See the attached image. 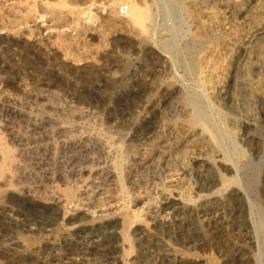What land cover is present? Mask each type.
Returning <instances> with one entry per match:
<instances>
[{
  "label": "rangeland",
  "instance_id": "1",
  "mask_svg": "<svg viewBox=\"0 0 264 264\" xmlns=\"http://www.w3.org/2000/svg\"><path fill=\"white\" fill-rule=\"evenodd\" d=\"M231 1L0 0V264H264V0Z\"/></svg>",
  "mask_w": 264,
  "mask_h": 264
},
{
  "label": "bare ground",
  "instance_id": "2",
  "mask_svg": "<svg viewBox=\"0 0 264 264\" xmlns=\"http://www.w3.org/2000/svg\"><path fill=\"white\" fill-rule=\"evenodd\" d=\"M131 2V1H130ZM198 2V1H197ZM3 3V2H2ZM31 3V2H30ZM40 3H41V1H40ZM43 3V2H42ZM128 3V2H127ZM132 3V2H131ZM217 3V2H216ZM231 3H232V7H233V9L235 8L237 11H241L242 9H241V6L245 3V1L244 0H233V2L231 1ZM256 3V2H255ZM18 4V3H17ZM213 4V3H212ZM24 5V4H23ZM254 5V4H253ZM12 6V5H11ZM14 6V5H13ZM46 7V6H45ZM201 7V6H200ZM263 7V6H262ZM42 8V7H41ZM47 8V7H46ZM9 9V8H8ZM7 9V10H8ZM24 9V8H23ZM30 9V8H29ZM126 9H127V15L131 18V20L133 21V23H140V22H142L143 20H145V19H147V18H149V21H150V14L149 13H145V12H142L141 11V9H139L137 6H134V5H127L126 6ZM201 9H205V8H201ZM221 9V8H220ZM262 9V8H261ZM68 10V9H67ZM198 10V9H197ZM219 10V9H218ZM224 10V9H223ZM189 11V10H188ZM27 12V11H26ZM25 12V13H26ZM28 12H29V10H28ZM203 12H204V10H203ZM126 13V12H125ZM218 13H219V11H216V8H215V10H212V11H209L208 13H207V16L209 17V21H210V23H213L214 22V19H216V17H218ZM261 13V12H260ZM196 14V13H195ZM246 14V13H245ZM248 14V13H247ZM35 15V14H34ZM57 15V14H56ZM152 15V14H151ZM261 15V14H260ZM202 16V15H201ZM248 16V15H247ZM27 17H29V16H27ZM54 18V17H53ZM52 18V19H53ZM220 18H222V17H220ZM219 18V19H220ZM242 18V17H241ZM50 19V18H49ZM223 19V18H222ZM224 19H226V18H224ZM255 16L253 15V16H250V17H248L247 19H245V20H247V21H255ZM15 20V19H14ZM154 20V19H153ZM221 20V19H220ZM13 21V20H12ZM207 21V20H206ZM251 21V22H252ZM252 22V23H253ZM200 23V22H199ZM251 23V24H252ZM261 23V22H260ZM111 24V23H110ZM221 24H223V23H221ZM246 24V23H245ZM15 25H16V23H15ZM205 25V24H204ZM215 25V24H214ZM202 26V25H201ZM247 26V25H246ZM246 26H245V28H246ZM262 26V25H261ZM260 26V27H261ZM0 27H2V20L0 19ZM36 27H38V26H36ZM217 27H218V25H217ZM216 27V28H217ZM233 27V26H232ZM16 28V27H15ZM134 28V27H133ZM224 28V27H223ZM136 29V28H135ZM235 29V28H234ZM263 29V28H262ZM250 30V29H249ZM264 30V29H263ZM36 31V30H35ZM208 31V30H207ZM224 31V30H223ZM236 31V30H235ZM147 32V31H146ZM262 32V31H261ZM202 33V32H201ZM251 33V32H250ZM103 34V33H102ZM195 35V34H194ZM227 35V34H226ZM233 35V34H232ZM225 36V35H224ZM236 36V35H235ZM56 37V36H55ZM54 37V38H55ZM233 37V36H232ZM100 38H101V36H100ZM205 38V37H204ZM6 39V38H5ZM58 39V38H57ZM195 39V38H194ZM200 39H201V37H200ZM4 40V39H3ZM10 40V39H9ZM56 40V39H55ZM196 40V39H195ZM50 41V40H49ZM5 42H6V40H5ZM16 42V41H15ZM252 42V41H251ZM259 42V41H258ZM233 44V43H232ZM228 47V46H227ZM263 47V46H262ZM262 47H261V49H262ZM49 49V48H48ZM228 49V48H227ZM233 49V48H232ZM44 50V49H43ZM50 50H52V49H50ZM226 50V49H225ZM263 50V49H262ZM48 51V50H47ZM235 51V50H234ZM239 51V50H238ZM252 51V50H251ZM44 52V51H43ZM190 52V51H189ZM226 52H227V50H226ZM49 53V52H48ZM64 53V52H63ZM240 53V52H239ZM232 55V52L231 51H229L228 52V58H226V59H224L223 60V62H224V64L222 65V67L221 68H215V67H213L211 70H210V76H213L214 78H217V79H215L216 80V84L215 85H213V87H221V81H220V77H222V76H224V75H226V74H224V73H226L228 70H229V66H230V62H229V58H230V56ZM197 56V55H196ZM196 56H194V57H192V58H190V60L186 63V69L188 70V71H190V72H193V74H195V75H198V76H200L201 74H202V72L204 71V69L205 68H208L210 65L208 64V63H206V62H203V63H201L199 60H198V56L196 57ZM216 56V55H215ZM218 56V55H217ZM224 56V55H223ZM236 56H238V55H236ZM189 57V56H188ZM199 58H201L200 56H199ZM249 58V57H248ZM74 59V58H73ZM256 59V58H255ZM71 60V59H70ZM263 60V59H262ZM206 61V60H205ZM219 61H220V59H219ZM252 61V60H251ZM255 61V60H254ZM67 62V61H66ZM74 62V61H73ZM222 62V61H221ZM252 63V62H251ZM242 64V63H241ZM236 65V64H235ZM75 66V65H74ZM219 66V65H218ZM68 68H70V67H68ZM250 68V67H249ZM261 69V68H260ZM238 71V70H237ZM260 71H262V70H260ZM247 72H249V71H247ZM246 72V73H247ZM228 73V72H227ZM248 74H250V73H248ZM247 74V75H248ZM264 74V73H263ZM204 75V74H203ZM208 77V76H207ZM212 78V77H211ZM210 78V79H211ZM263 78V77H262ZM219 79V80H218ZM221 79H223V78H221ZM233 79V78H232ZM201 81V80H200ZM240 83V82H239ZM249 83H250V81H249ZM200 85H201V87L202 88H206V83L204 82V81H201L200 83H199ZM209 84V83H208ZM264 84V83H263ZM244 85V84H243ZM239 86V85H238ZM208 87V86H207ZM241 87V86H240ZM197 88H199V87H197ZM197 88H196V90H197ZM206 91V90H205ZM223 91V90H222ZM199 92V91H198ZM252 92V91H251ZM250 92V93H251ZM200 93V92H199ZM249 93V92H248ZM256 93V92H255ZM212 94V93H211ZM244 94V93H243ZM250 95V94H249ZM202 96V95H201ZM253 97V96H252ZM194 98V97H193ZM192 98V99H193ZM255 98V97H254ZM206 100H208V99H206ZM248 100V99H247ZM197 101V100H196ZM196 105V104H195ZM195 107V106H194ZM218 110V109H217ZM194 112V111H193ZM194 114H195V112H194ZM199 114H196L195 116H192V121L193 122H197L198 121V118H199ZM204 117V116H203ZM213 118V117H212ZM210 119V118H209ZM189 120H191V119H189ZM213 120V119H212ZM205 123L203 124L204 125V128H205V130L206 131H209L208 130V126L210 125L209 123V121L205 118ZM202 122V121H201ZM213 123V122H212ZM194 124V123H193ZM216 127V126H215ZM209 132H211V131H209ZM208 133V132H207ZM216 133H218L217 131H216ZM209 139L210 140H215V138H214V136L213 135H211V134H209ZM203 138H205V137H203ZM211 142V141H210ZM211 144V143H210ZM223 144V143H222ZM214 148V147H213ZM217 149V148H216ZM4 154H6V153H4ZM4 159V158H3ZM226 159V158H225ZM233 160V159H232ZM231 162V161H230ZM4 163V162H3ZM182 198V197H181ZM176 199H178V198H176ZM175 199V200H176ZM182 204V203H181ZM174 205V204H173ZM185 205V204H184ZM76 210V209H75ZM168 212V211H167ZM166 213V212H165ZM260 224V223H259ZM124 225V224H123ZM170 254V253H169Z\"/></svg>",
  "mask_w": 264,
  "mask_h": 264
}]
</instances>
